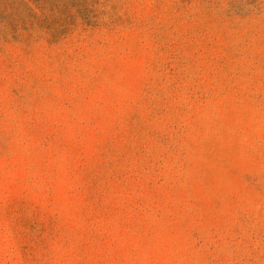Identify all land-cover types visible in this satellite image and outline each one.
<instances>
[{
  "label": "rangeland",
  "instance_id": "rangeland-1",
  "mask_svg": "<svg viewBox=\"0 0 264 264\" xmlns=\"http://www.w3.org/2000/svg\"><path fill=\"white\" fill-rule=\"evenodd\" d=\"M0 264H264V0H0Z\"/></svg>",
  "mask_w": 264,
  "mask_h": 264
}]
</instances>
